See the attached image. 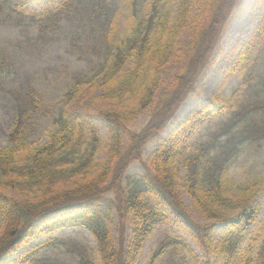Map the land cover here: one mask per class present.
Returning <instances> with one entry per match:
<instances>
[{
  "label": "trees",
  "instance_id": "trees-1",
  "mask_svg": "<svg viewBox=\"0 0 264 264\" xmlns=\"http://www.w3.org/2000/svg\"><path fill=\"white\" fill-rule=\"evenodd\" d=\"M241 1L146 0L145 11L135 17L129 14L124 36L118 32L116 17L108 15L103 37L109 51L96 72L101 77L74 80L62 95L56 126L45 143L35 144L32 136L38 115H47L49 106L38 89L28 90L18 105L8 144L0 146V264H44L37 254L55 244L50 235L79 226L96 237L101 264H137L160 223L171 224L195 240L206 255L194 253L198 264H218L219 259V264H264V240L255 251L262 231L260 206L252 194L234 196L225 178L228 162L240 145L254 139L261 129L251 131L244 126L235 142L222 149L213 142L193 140L205 121L228 110L226 87L264 41V16L239 47L215 92L169 125L185 98L197 91L230 12ZM77 3L80 6L82 0H62L45 14L61 19ZM185 34L188 39L183 42ZM174 61L178 67L173 84L160 97L167 67ZM95 95L102 101L95 109L68 110L73 100ZM149 108L154 110L146 126L132 127ZM95 114L106 123L107 140ZM245 117L231 116L217 136ZM152 141L154 150L145 161L144 151ZM193 142L194 149L188 151ZM135 160L143 162L145 173L126 185L127 168ZM182 187L206 221L193 216ZM11 190L28 198L21 200ZM110 192L120 224L118 240L103 218V202ZM219 224L224 230L216 239ZM44 236L49 238L36 242ZM171 244L188 246L183 237L167 236L148 264ZM79 252L82 264H97L85 247L79 246ZM12 254H16L13 259H5Z\"/></svg>",
  "mask_w": 264,
  "mask_h": 264
},
{
  "label": "rangeland",
  "instance_id": "rangeland-1",
  "mask_svg": "<svg viewBox=\"0 0 264 264\" xmlns=\"http://www.w3.org/2000/svg\"><path fill=\"white\" fill-rule=\"evenodd\" d=\"M62 0H0V146L8 144V132L15 119L18 105L26 99L30 88L38 89L44 96L49 113L38 115L40 121L32 136L35 144L45 143L49 133L54 129L62 108V95L69 89L74 80L80 76H96L109 51L103 37L107 16H115L119 25L118 32L124 36L128 29V16L135 13L138 16L145 11L146 0H82L77 3L73 11L65 13L61 19L45 14L48 9L58 7ZM81 1V0H80ZM264 16V0H242L230 12V16L223 27L222 39L209 66L198 83L197 91L188 95L176 111L169 125L182 120L192 110L197 108L205 99L215 92L218 83L226 69L233 61L239 47L249 37L256 24ZM188 35H183L186 42ZM177 61L167 67L164 82L159 91L162 97L168 87L173 84V75L177 70ZM98 79V78H97ZM87 86V85H85ZM225 94L230 96V106L221 115L205 121L200 131L193 139L213 142L220 149L233 144L240 130L253 127L261 131L255 138L240 145L238 152L228 162L226 171L227 189L234 196L253 195L260 205V219L264 218V41L254 50L251 59L246 63L226 87ZM102 101L81 96L73 100L68 110L77 112L87 106L93 109L100 106ZM153 109L149 108L141 114L132 127L140 129L150 121ZM247 112V114H246ZM240 119L228 131H221L231 116ZM100 128L102 137L107 140L106 123L96 114L93 115ZM249 127L246 128V126ZM166 131V130H165ZM217 136V137H216ZM189 150L194 149L195 143ZM155 141L149 142L143 157L147 161L151 158ZM145 173L144 164L140 160L131 162L128 166L124 183H131ZM184 200L193 216L206 221L197 212L191 197L182 187ZM13 196L24 200L23 194L14 190L9 191ZM114 193L110 192L103 202V218L110 225L114 237L119 239V220L114 215ZM3 217L0 215V230ZM224 227L219 225L215 237H220ZM55 244L43 248L37 257L45 261L44 264H82L79 246L87 249L97 264H101L97 249V239L90 229L85 226L60 229L50 235ZM167 236H180L187 240L188 246L170 245L160 254L152 264H198L194 253L206 257L204 251L195 240L185 232L171 224L160 223L155 226L146 241L137 264H148L152 252ZM264 240L263 234L260 236ZM49 237L44 236L36 240L41 242ZM262 243V242H261ZM256 244L255 251L258 249ZM16 254L6 256L13 259ZM216 262L215 258L212 259ZM219 259L217 263H221Z\"/></svg>",
  "mask_w": 264,
  "mask_h": 264
}]
</instances>
